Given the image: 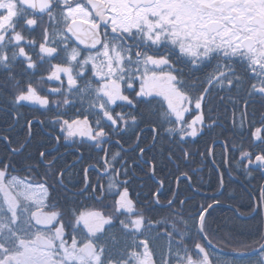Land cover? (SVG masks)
Listing matches in <instances>:
<instances>
[{
  "label": "snow or ice",
  "instance_id": "obj_1",
  "mask_svg": "<svg viewBox=\"0 0 264 264\" xmlns=\"http://www.w3.org/2000/svg\"><path fill=\"white\" fill-rule=\"evenodd\" d=\"M221 90L234 105L233 94L243 100L233 127L252 129L251 148L241 144L238 158L228 155L236 145L222 142L221 165L229 176L264 173V116L257 126L247 113L250 102L264 105V0H0V119L8 123L0 142L10 154L0 158V264H264V243L236 242L231 256L214 243L213 213L226 188L211 149L220 191L198 211L157 178L165 160L190 161L185 145L222 127L211 116ZM34 126L62 133L80 163L88 150L95 162L79 184L71 167L56 168L44 142L25 156ZM126 157L157 186L144 207L130 194L135 170ZM17 164L27 177L12 175ZM41 165L46 178L35 182ZM179 179L192 182L187 172ZM58 190L71 195L61 201ZM257 196L248 220L264 240V185Z\"/></svg>",
  "mask_w": 264,
  "mask_h": 264
},
{
  "label": "trees",
  "instance_id": "obj_2",
  "mask_svg": "<svg viewBox=\"0 0 264 264\" xmlns=\"http://www.w3.org/2000/svg\"><path fill=\"white\" fill-rule=\"evenodd\" d=\"M4 122H6V118H4ZM228 126L230 124L228 123ZM223 132V131H222ZM19 139L23 140L25 137V134L22 132L18 135ZM213 141H215V146L212 150L213 155L215 157V164L220 165V171H223L225 173L224 180H225V188H226V195L224 198L221 199V204L216 208V211L213 213V229L216 232V236L214 237V242L219 241V243L225 242L224 239H221L222 237L227 238L229 234L235 235V239L237 236L241 237V240L244 242H247L250 246L256 247L258 244L262 241L257 238L256 236V227L253 226V222H250L249 220H244L242 218L237 219L233 215V210L230 208H227L224 205H231L235 206L239 209V211L244 214L248 215L249 208L247 205L251 203V198L258 199L257 192L261 185H264V173L261 172H253L252 177H247L244 173L239 172L235 169L231 170V176L234 179H237L241 181L249 190V193H247L243 188L242 185H240L237 181L232 179L226 170V166L221 165V159L222 155L224 154V149L222 147V142H228L229 144H235L236 148H229L228 155L234 158L239 157L238 149L240 145L242 144L244 148L248 149L245 143H241V140L237 137H233L230 134H219V135H203L199 138H197L194 142H190L189 144H186L185 147L190 151L191 146H194L195 148V159L194 164L195 167H192L189 169L188 161L179 160L176 159V163H170L167 160L164 161L166 167L163 169V171L160 170L158 166L157 170V178L158 179H164L166 186H170L172 191L176 190V166L179 165V169L182 170L181 172H187L192 173V184L194 186L195 192H193L190 188V185H181L180 184V194H184V198L190 197L192 198L190 202L187 203V210H191L193 213L198 211V208L195 206H198L200 204H207L212 203L211 200H206V196H210L214 193H217L220 191L219 185H218V177L217 173L214 170V165L212 163V157L207 156V151L209 149H212L213 147ZM44 142L47 147L52 148L55 143L54 140H51L49 137L43 136L42 133H35V138L33 140V143L27 148L25 152V156L28 155V153H35L36 151V145ZM127 147V145H125ZM10 155L5 145L0 142V158L6 157ZM89 155L88 150H85L84 156V164L80 166L78 172H73V175H71V179H75L76 181H80L82 176L80 175V171L82 172V169L87 166L88 163H90V160L87 159ZM133 161L132 159H130ZM203 160V163L201 162ZM178 162V163H177ZM58 165H56L57 169ZM188 168V169H187ZM185 169V171H183ZM135 173L138 175L145 176L146 173L144 171H141L136 166H134ZM192 171V172H191ZM39 173L41 175H44L45 170L43 168H39ZM180 174V173H179ZM28 174L24 173V177H27ZM35 182L39 180L38 177L32 178ZM70 187V186H69ZM156 184L151 181L147 180V182L144 185H141L140 182H137L135 180H132L129 191L131 195H141L142 198H139L142 202H150L151 193L156 190ZM57 192H62L61 190H58ZM181 194V195H182ZM163 202V197L161 198ZM149 217H152L153 219L161 218L163 214L158 216L157 214L153 213L147 214ZM229 242V241H227ZM235 248V247H234ZM248 251L249 249H241Z\"/></svg>",
  "mask_w": 264,
  "mask_h": 264
},
{
  "label": "flooded vegetation",
  "instance_id": "obj_3",
  "mask_svg": "<svg viewBox=\"0 0 264 264\" xmlns=\"http://www.w3.org/2000/svg\"><path fill=\"white\" fill-rule=\"evenodd\" d=\"M34 59H35V57H34ZM56 62L57 61H53V63H56ZM42 74L47 75V73H42ZM43 87L44 88H46V87L47 88L57 87V83L54 81L53 82H45ZM221 96L225 97V99L220 100L219 97H221ZM49 98L50 99H56L58 97L50 96ZM233 100H235V102H236L235 105L228 101L225 91H223V90L219 91V94H218L216 100L214 101V106H213V111L211 112V116L213 119L217 120L218 124L222 125V127H215L214 130L211 132V134L212 135L230 134L231 136L237 137L238 139H240L241 143H245L246 146L250 149L251 144H252V137L250 135V132L252 131V129L250 127L247 128L243 132V134L241 135L239 129L234 128L233 123H232L233 108L235 107V109H236V117L238 119L239 114H240V110L243 106V100L238 98L235 94H233ZM22 110L27 111V109H22ZM205 112H206V117H207V115H208L207 110H205ZM247 113H248V120L251 121V120L255 119L257 126H259V121H260L261 117L264 116V105H262L259 100H256L255 102H250L249 106L247 108ZM74 115H75L74 112H70L68 115L64 116V118L69 119ZM50 118H54V113H49L48 116H40V119H44V120H47ZM228 123L230 124V126H228ZM7 128H8V123L4 122V119H0V130L7 129ZM22 132L25 134L24 129L16 128L13 131L12 135L18 136ZM35 133H37V134L42 133L43 136L49 137L50 139H51V136L49 135V133H52L53 135H60L61 136L60 143L56 144V142L54 141L55 145L52 148L48 147L49 149H51V151L48 153V158L52 159L53 157H56L57 158V164L56 165H58L57 166L58 168H62L61 170H66L67 168L71 167L72 175H73V172L79 173L78 170H79L80 166H82L84 164V162L83 163L79 162V157L77 155L75 146L71 145L68 142H65L63 140V134L62 133H60L58 130H53L52 128L44 129V128H39V126H34V136L32 139V143H33V140L35 138ZM203 135H205V134H201V136H203ZM197 138H199V137H197ZM196 139L192 140V142H194ZM215 145L216 144L213 145L211 150H213ZM34 150L36 151V149H34ZM85 150H87V149H81V151H83L84 153H85ZM113 150H116L115 147L113 148ZM189 152L192 153L193 155H192V159L190 161H188V163H187L188 165L194 163V159H195V148H194V146H191V149ZM32 154H35V153L32 152ZM179 155H180L179 152H177V156H179ZM126 159L128 160L129 166L134 169V166H136V164H134L133 161L130 160L131 158L126 157ZM94 162L95 161L90 160V163H94ZM16 168H17V171L12 173V175L24 177V173H26V172H24L21 169V166L19 164H17ZM40 168H43L45 170V168L42 165L40 166ZM137 168L140 169L139 167H137ZM146 171L147 170L145 169L144 172L146 173ZM179 172H180V169L178 171L177 166H176V173H179ZM256 172H260V171H255V173ZM188 174H189V176L192 177V173H188ZM66 175H67V172H66ZM80 175L82 176L81 171H80ZM89 175L91 176L92 173L90 172ZM35 177L39 178V180L36 182H40L46 178L44 175H41L39 172L34 171L31 173V178H35ZM178 177H180V175ZM130 179H131V182H132V180H135L137 182H140L141 185H144L148 180V176L147 175L142 176V175H138L137 173H135V177H131ZM71 180H72L73 184H79L78 180L77 181L75 179H71ZM177 181H178V178H177ZM93 182H95V181L93 180ZM178 182L181 185H190L191 190L193 192H195V189H194L192 182L189 183L188 181H186L184 179H179ZM49 183L51 184L52 181L49 180ZM66 183H67V181H66ZM69 186H70L69 188H72V184H69ZM77 190L78 189H73V191H77ZM179 190H180V188H176V190H175V192L178 193L179 199H181V200L186 199V198H184V194H182V193H181L182 195L180 194ZM65 195H71V193H64L63 191L60 193L59 192H53V196H56L61 201H63V198ZM131 196H132L133 200L138 201V207H144L145 205L149 204L148 202L140 201L139 198H142L141 195H131ZM187 198H190V197H187ZM74 199L82 202L85 205L90 206L92 204V202L87 200L84 196H77V197H74ZM147 214L152 215L153 213L148 211L147 209H145V215L148 216ZM240 218H242L244 220H248V215H246L245 217L241 216ZM157 219H159V218H157ZM224 240H225V242L219 243V247L222 248L223 251H225V252H231V249H233L234 247H237L236 242L242 241L241 237H239V236H237L235 241L232 243L227 242V241H229L227 238H225ZM150 243H153L154 247H158L159 245L163 244L164 242L163 241H157V242H150ZM260 243H264V240H262ZM259 244H258V246H256L257 248L259 247ZM243 251H245V250H243Z\"/></svg>",
  "mask_w": 264,
  "mask_h": 264
},
{
  "label": "bare ground",
  "instance_id": "obj_4",
  "mask_svg": "<svg viewBox=\"0 0 264 264\" xmlns=\"http://www.w3.org/2000/svg\"><path fill=\"white\" fill-rule=\"evenodd\" d=\"M247 149V148H246ZM249 149V148H248ZM189 166V169L190 168H192V167H195V164L193 163V164H190V165H188ZM188 169V168H187ZM181 171L182 170H180V172L179 173H181ZM183 171H185V169H183ZM179 173H176L177 174V178H178V176L180 175ZM232 179H234L232 176H230ZM235 181H237L240 185H242V188L247 192V193H249V190H248V188L241 182V181H239V180H237V179H234ZM176 188H180V184H179V182L177 181V179H176V186H175ZM224 206H226L227 208H230V209H232V207H230L229 205H224ZM233 210V209H232ZM243 217H245L246 215H242Z\"/></svg>",
  "mask_w": 264,
  "mask_h": 264
},
{
  "label": "water",
  "instance_id": "obj_5",
  "mask_svg": "<svg viewBox=\"0 0 264 264\" xmlns=\"http://www.w3.org/2000/svg\"><path fill=\"white\" fill-rule=\"evenodd\" d=\"M81 47L83 48L82 45H81ZM224 253L228 254L229 256H231V254H232L231 252H225V251H224Z\"/></svg>",
  "mask_w": 264,
  "mask_h": 264
},
{
  "label": "rangeland",
  "instance_id": "obj_6",
  "mask_svg": "<svg viewBox=\"0 0 264 264\" xmlns=\"http://www.w3.org/2000/svg\"><path fill=\"white\" fill-rule=\"evenodd\" d=\"M47 88V87H46Z\"/></svg>",
  "mask_w": 264,
  "mask_h": 264
}]
</instances>
